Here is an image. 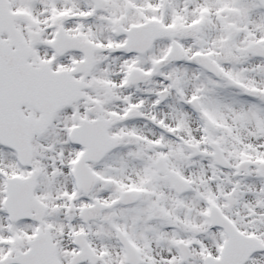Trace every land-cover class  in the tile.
Instances as JSON below:
<instances>
[{"label":"snow or ice","instance_id":"1","mask_svg":"<svg viewBox=\"0 0 264 264\" xmlns=\"http://www.w3.org/2000/svg\"><path fill=\"white\" fill-rule=\"evenodd\" d=\"M0 264H264V0H0Z\"/></svg>","mask_w":264,"mask_h":264}]
</instances>
